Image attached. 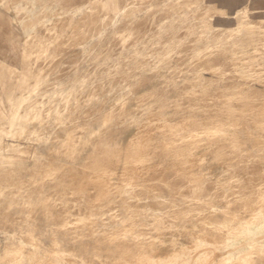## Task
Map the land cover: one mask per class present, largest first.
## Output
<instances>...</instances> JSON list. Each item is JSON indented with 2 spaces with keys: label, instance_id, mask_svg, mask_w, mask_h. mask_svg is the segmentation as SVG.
Segmentation results:
<instances>
[{
  "label": "rangeland",
  "instance_id": "rangeland-1",
  "mask_svg": "<svg viewBox=\"0 0 264 264\" xmlns=\"http://www.w3.org/2000/svg\"><path fill=\"white\" fill-rule=\"evenodd\" d=\"M263 18L0 0V264H264Z\"/></svg>",
  "mask_w": 264,
  "mask_h": 264
},
{
  "label": "bare ground",
  "instance_id": "bare-ground-1",
  "mask_svg": "<svg viewBox=\"0 0 264 264\" xmlns=\"http://www.w3.org/2000/svg\"><path fill=\"white\" fill-rule=\"evenodd\" d=\"M122 1V0H121ZM6 10V9H5ZM253 10V9H252ZM154 11V10H153ZM260 14V13H259ZM150 15V14H149ZM197 16H199V15H197ZM150 19V18H149ZM264 19V18H263ZM85 20V19H84ZM90 21V20H89ZM75 23V22H74ZM95 25V24H94ZM138 26V25H137ZM242 27V26H241ZM255 27V26H254ZM77 29V28H76ZM137 29V28H136ZM139 29V28H138ZM144 29H146V28H144ZM262 30V29H261ZM97 34V33H96ZM88 35V34H87ZM107 39V38H106ZM204 42V41H203ZM204 49V48H203ZM93 50V49H92ZM88 55V54H87ZM161 55V54H160ZM240 59V58H239ZM191 60H193V59H191ZM84 61V60H83ZM164 61V60H163ZM194 61V60H193ZM87 63V62H86ZM96 65V64H95ZM98 65V64H97ZM112 65V64H111ZM115 67V66H114ZM94 68V67H93ZM79 68H76V70H78ZM107 69H109L108 67H107ZM205 69V68H204ZM239 69V68H238ZM200 74V73H199ZM90 75V74H89ZM82 76V75H81ZM155 78V77H154ZM115 82H116V80H115ZM157 82V81H156ZM81 86V85H80ZM100 87V86H99ZM99 87H98V89H99ZM94 88H96V86L94 87ZM70 89V88H69ZM63 90V89H62ZM87 90V89H86ZM89 90V89H88ZM90 90H92V89H90ZM93 91V90H92ZM99 91V90H98ZM84 92V91H83ZM256 92V91H255ZM260 92V91H259ZM80 93V92H79ZM103 94V93H102ZM252 94V93H251ZM256 94V93H255ZM65 95V94H64ZM253 95V94H252ZM251 95V96H252ZM258 95V94H257ZM198 96V95H197ZM33 96L32 95H26V96H23V97H20L19 99H18V104H19V106L20 105H23V104H27V102H32V100H30L31 98H32ZM35 98V97H34ZM49 99V98H48ZM83 99V98H82ZM30 100V101H29ZM78 102V101H77ZM50 103V102H49ZM59 103V102H58ZM136 103V102H135ZM73 107V106H72ZM148 107V106H147ZM40 108V107H39ZM45 108V107H44ZM43 108V109H44ZM62 108V107H61ZM60 108V109H61ZM127 110V109H126ZM170 110V109H169ZM46 112H48V110L46 111ZM78 112V111H77ZM42 113V112H41ZM46 114H48V113H46ZM46 114H43V115H45L46 116ZM43 115H42V117H43ZM39 116H41V115H39ZM41 117V118H42ZM43 119V118H42ZM76 119V118H75ZM127 120V119H126ZM92 121V120H91ZM143 121V120H142ZM82 124V123H81ZM127 125V124H126ZM118 126V125H117ZM126 127V126H125ZM32 128H34V127H32ZM29 129H31V128H29ZM29 129L27 130V131H29ZM58 129V128H57ZM117 129V128H116ZM32 130V129H31ZM109 131V130H108ZM42 133H43V131H41ZM27 133V132H26ZM47 133V132H46ZM52 133V132H51ZM54 133V132H53ZM49 134V133H48ZM125 134V133H124ZM47 135V134H46ZM42 136H44L43 134H42ZM95 136V135H94ZM93 136V137H94ZM245 136V135H244ZM41 137V136H40ZM105 137H106V135H105ZM47 138V137H46ZM45 139V138H44ZM245 139H246V137H245ZM88 140V139H87ZM97 140V139H96ZM9 141V140H8ZM42 141V140H41ZM89 141V140H88ZM95 141V140H94ZM5 142H7V141H5ZM15 142V141H14ZM17 142V141H16ZM38 142V141H37ZM77 142V141H76ZM92 142V141H91ZM90 142V143H91ZM96 142V141H95ZM26 143H28V142H26ZM17 144H18V142H17ZM17 144H13V143H8L7 142V146H8V148L9 149H11V150H14V151H18V149H19V145L17 146ZM22 143H20V145H21ZM38 144V143H37ZM37 144H35L34 145V147L37 145ZM66 144V143H65ZM95 144V143H94ZM27 145V144H26ZM84 146H86V145H84ZM23 147V146H22ZM50 148V147H49ZM85 148V147H84ZM35 149H37V148H35ZM88 149V148H87ZM33 150V149H32ZM46 150V149H45ZM83 150V149H82ZM13 151V152H14ZM60 151V150H59ZM86 151V150H85ZM30 152V151H29ZM76 154V153H75ZM92 154V153H91ZM93 155V154H92ZM12 157H14V156H12ZM81 157V156H80ZM56 158V157H55ZM92 159V158H91ZM47 160V159H46ZM53 160H55L54 158H53ZM27 161V160H26ZM43 162V161H42ZM28 163V162H27ZM31 163V162H30ZM68 164V163H67ZM91 164V163H90ZM28 165H30V164H28ZM51 166V165H50ZM50 166H48V167H50ZM68 166H69V164H68ZM70 166H71V164H70ZM83 166V165H82ZM88 166H90V165H88ZM28 167V166H27ZM67 168V167H66ZM70 168V167H69ZM65 169V168H64ZM54 172V171H53ZM62 174V173H61ZM29 175V174H28ZM42 177H44V176H42ZM52 177V176H51ZM56 177V176H55ZM57 178V177H56ZM61 178V177H60ZM59 178V179H60ZM24 179V178H23ZM28 179V178H27ZM50 179V178H49ZM169 179V178H168ZM46 180V179H45ZM166 180V179H165ZM25 181H26V178H25ZM31 181V180H30ZM47 181V180H46ZM55 181V180H54ZM32 182V181H31ZM31 182H29V183H31ZM40 182V181H39ZM39 182H38V184H39ZM255 182V181H254ZM34 183H36V182H34ZM33 183V184H34ZM43 183V182H42ZM41 183V184H42ZM32 184V185H33ZM46 184V183H45ZM49 184H50V182H49ZM28 185V184H27ZM27 185H25V186H27ZM5 186V185H4ZM23 186V185H22ZM256 186V185H255ZM6 187V186H5ZM35 187H37V186H35ZM4 188V187H3ZM156 188V187H155ZM159 190V189H158ZM90 191V190H89ZM207 191V190H206ZM3 195V194H2ZM241 195V194H240ZM5 196V195H4ZM84 196V195H83ZM216 197V196H215ZM24 199V198H23ZM64 199V198H63ZM62 199V200H63ZM68 200V199H67ZM70 201V200H69ZM72 202V201H71ZM75 204V203H74ZM57 205V204H56ZM80 206V205H79ZM27 209V208H26ZM40 210V209H39ZM30 211V210H29ZM80 213V212H79ZM92 213V212H91ZM47 216V215H46ZM93 224V223H92ZM35 225V224H34ZM26 226H28V225H26ZM136 226V225H135ZM24 228H25V225H24ZM31 231V230H30ZM79 233V232H78ZM109 233V232H108ZM39 234H40V232H39ZM53 235V234H52ZM35 236H36V234H35ZM54 236V235H53ZM61 237V236H60ZM55 238V237H54ZM57 238V237H56ZM48 239V238H47ZM58 241H60V240H58ZM83 244H85V243H83Z\"/></svg>",
  "mask_w": 264,
  "mask_h": 264
}]
</instances>
